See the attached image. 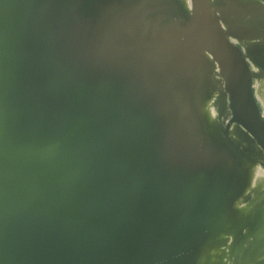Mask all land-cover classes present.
Wrapping results in <instances>:
<instances>
[{
	"label": "water",
	"instance_id": "95a60500",
	"mask_svg": "<svg viewBox=\"0 0 264 264\" xmlns=\"http://www.w3.org/2000/svg\"><path fill=\"white\" fill-rule=\"evenodd\" d=\"M230 2L0 0V264H200L247 192L250 144L264 152ZM201 48L229 145L194 100Z\"/></svg>",
	"mask_w": 264,
	"mask_h": 264
},
{
	"label": "rangeland",
	"instance_id": "374dc122",
	"mask_svg": "<svg viewBox=\"0 0 264 264\" xmlns=\"http://www.w3.org/2000/svg\"><path fill=\"white\" fill-rule=\"evenodd\" d=\"M177 1L190 12L191 0ZM235 3L238 4L237 7ZM223 14L227 20L226 26L235 30V33L230 35L231 40L247 56V63L253 76V92L264 117V0H231ZM202 50L204 49H199L197 58L189 59L187 62L192 68L194 100L207 134L213 139L220 137L219 140H224L226 145H229L223 134V123L229 117L223 79L214 60L211 56L208 58L207 52ZM234 125L229 137L232 141L245 145L241 142L245 136L234 131ZM250 147V153L249 151L246 153L251 154L253 160L243 161V167L248 174L247 192L235 203V209L228 221L219 223V226L225 225L215 239L204 248L200 264H251V260L264 255V185H262L264 182L261 180L264 179V153L257 144H250ZM251 164L255 167H251ZM249 167L253 169L252 172H249ZM257 172L260 174L257 175ZM250 174L253 175L251 181ZM239 205H243V208L241 209ZM253 251L256 254L252 257Z\"/></svg>",
	"mask_w": 264,
	"mask_h": 264
},
{
	"label": "bare ground",
	"instance_id": "6f19581e",
	"mask_svg": "<svg viewBox=\"0 0 264 264\" xmlns=\"http://www.w3.org/2000/svg\"><path fill=\"white\" fill-rule=\"evenodd\" d=\"M202 51H204V50H202ZM146 53H147V52H146ZM203 53H204V52H203ZM205 53H206V51H205ZM147 56H148V57H151L149 53H147ZM206 56H207L208 58H210V55H208V53H206ZM199 57H200V56H199ZM202 58H203V57H202ZM189 62H190V61H189ZM214 62H215V61H214ZM214 62H213V63H214ZM214 64H215V66H217L216 63H214ZM217 68H218V67H217ZM216 70H217V69H216ZM198 73H199V72H198ZM197 75H199V74H197ZM207 103H208V102H207ZM201 107H202V106H201ZM206 108H207V107H206ZM201 110H202V109H201ZM227 110H228V109H227ZM201 113L203 114V112H201ZM210 121H211V120H210ZM224 121H225V120H224ZM231 128H232V127H231ZM233 130L239 132V134L242 133V135L245 136V138L243 137L244 139H246V138L249 139V138H250V140H251V136H250V134H248V133H247L242 127H240L239 125H236V124H235L234 127H233ZM233 135H234V134H233ZM240 135H241V134H240ZM240 135H239V136H240ZM242 140H243V139H242ZM257 146H258V145H257ZM261 150H262V149H261ZM262 151H263V150H262ZM263 153H264V152H263ZM252 165H253V166H252ZM245 166H246V165H245ZM251 167H255V165H254V164H251ZM249 168H250V167H249ZM249 168H248V169H249ZM256 168L258 169L259 167L256 166ZM261 170H262V168H261ZM252 171H253V169L250 168V171H249V172H252ZM259 172H260V169H259ZM259 172H257L256 174L258 175ZM261 172H262V171H261ZM263 172H264V171H263ZM259 174H260V173H259ZM250 175H251V174H250ZM261 175H263V174H261ZM255 176H256V175H255ZM259 176H260V175H259ZM252 177H253V175H251L249 181H251ZM260 179H261V177H260ZM261 180H263V182H264V179H261ZM261 183H262V181H261ZM256 184H257V183H256ZM252 185H253V184H252ZM252 185H251L250 187H252ZM254 185H255V184H254ZM262 185H264V184L262 183ZM260 187H261V186H260ZM254 191H255V190H254ZM254 191H253V192H254ZM242 206H243V205H242ZM242 206L239 205V207H241V209L243 208ZM245 206H246V205H245ZM238 209H240V208H238Z\"/></svg>",
	"mask_w": 264,
	"mask_h": 264
}]
</instances>
